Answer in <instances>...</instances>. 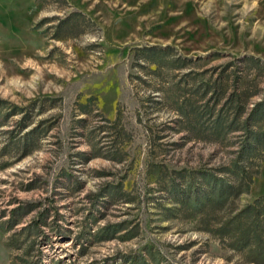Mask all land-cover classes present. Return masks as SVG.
<instances>
[{
	"label": "rangeland",
	"instance_id": "1",
	"mask_svg": "<svg viewBox=\"0 0 264 264\" xmlns=\"http://www.w3.org/2000/svg\"><path fill=\"white\" fill-rule=\"evenodd\" d=\"M244 58L264 63V0H0V264H242L166 186L234 150L175 103Z\"/></svg>",
	"mask_w": 264,
	"mask_h": 264
},
{
	"label": "trees",
	"instance_id": "2",
	"mask_svg": "<svg viewBox=\"0 0 264 264\" xmlns=\"http://www.w3.org/2000/svg\"><path fill=\"white\" fill-rule=\"evenodd\" d=\"M171 49L166 46L164 50ZM164 50L144 46L136 53L147 64H159L157 54ZM192 60L178 55L172 61L184 65ZM238 62L245 66L228 70L231 64L226 65L200 86L201 92L197 87L184 89L182 99L175 103L178 121L198 138L222 142L226 133L236 131L234 150L217 166L192 172L183 168L176 173L183 187L172 179L166 189L170 201L179 205L177 210L194 222L195 229L217 240L238 263L264 264V196L241 202L264 161V86L258 80L264 63L256 58ZM188 93H199V98H191ZM124 262L137 264V257H126Z\"/></svg>",
	"mask_w": 264,
	"mask_h": 264
}]
</instances>
